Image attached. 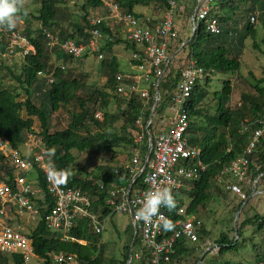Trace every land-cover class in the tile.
<instances>
[{"label":"trees","instance_id":"obj_1","mask_svg":"<svg viewBox=\"0 0 264 264\" xmlns=\"http://www.w3.org/2000/svg\"><path fill=\"white\" fill-rule=\"evenodd\" d=\"M114 1L119 3L123 11L136 16L144 15L135 10L137 6H154L162 12L169 7V0ZM33 2L39 5L37 13L33 15L39 21V25L30 27L29 19L33 13L27 12L25 19L27 23L25 24L29 25L24 26V31L21 33L34 45L35 52L21 56L22 61L19 69H14V65H8L5 59L0 57V135L7 138L13 147L20 148L28 139V134L34 132V119L32 117L37 118L40 128L37 136L42 140V144L47 150L56 149L54 156L49 157L46 154V160L51 161L57 169L70 168L73 175L67 185L78 187L89 195L92 211L102 213L103 216L107 215L110 210L105 204L108 188L111 184L127 188L132 176L124 164L116 166L97 165L91 171H87L85 167L76 168L74 165L76 157L72 151L82 152L98 149L116 152L115 147L127 148L126 145H128V160L132 157L133 149L138 148L139 161L142 164L147 152L148 135L144 131L141 140L136 141L132 131L135 128L138 129L134 121L141 110H143L144 122L152 113L156 89L152 82H149L147 88L150 98L146 103L140 93L133 92L124 109H121L120 99L114 93L117 84L115 75L116 73L132 72L122 71L116 55L112 53V48L118 43H125L127 49L135 51L136 45L124 39L119 31H111L104 26L100 28L106 38L101 47V52L105 54V57L98 58L95 55L100 60L101 72L105 77L104 84L90 89L84 80L85 74H79L76 77L67 71V74L64 75L66 71L60 66L54 67L49 58L50 54H55L57 59L62 60L61 63L77 59L60 52L56 47L49 50L41 30L47 28L55 31L61 39L71 38L78 42H86L90 36V24L86 15L90 9L100 6L101 0H84L80 4L79 20L73 22L68 28L60 23V19L64 15L60 13L57 0H33ZM180 4L184 10V15L189 18L196 5V0H180ZM212 6L221 23V32L218 34L209 32L206 30L204 22H200L193 35L191 32L186 38H182L177 29L178 34L168 48V53L173 56L159 80L158 100L152 116V119L156 120L154 115L157 114L158 117L163 113L180 80L182 69L186 67L189 58H194L198 65L204 69V75L196 81L188 100L186 134L189 143L200 149V157L207 164V168L201 173L197 181L191 182L188 189L182 187L173 192L177 200V208L173 211L167 209L165 211L167 218L174 223L178 219L183 220L189 216H195L194 214L200 208H204L211 200L212 191L214 189L220 191V187L215 185L216 177L232 160L242 155L250 136L249 131L240 132L243 120H252L264 110V85L261 86L264 82V76L255 79L253 87L257 94L253 96L242 93L243 100L235 108H231L229 105L233 92L231 80L228 77L222 78L220 88L212 92L216 100L214 113L211 114L205 106L206 88L212 79V75L214 73L238 72L244 40L248 37L255 38L258 34L255 28L256 22L250 21L249 14H257L258 17L259 13L261 25L264 28V0H212ZM181 11H176V13H181ZM157 22L158 19L153 18L152 26ZM240 23L241 25H238ZM260 42L264 44V30L260 36ZM6 43V37L0 29V51L4 49ZM182 43L184 44L181 46ZM256 44L254 43V46L258 47ZM262 52L264 54V49ZM87 56L88 54H85L83 58ZM53 68L54 81L52 83L47 82V77L37 74L40 70L48 73ZM131 81V78L124 80L126 83ZM110 98L116 102L113 112L107 109ZM60 109L67 110L68 124L64 129L52 132L49 129V119L54 112ZM97 111L101 112V118L95 117L94 114ZM23 112L27 116H24ZM116 122L120 123L118 130H116ZM155 128L157 129V126ZM249 159L253 177L258 174H261L260 178L263 177L264 141L256 147ZM3 162L4 160L0 156V167ZM8 174L12 178L9 170ZM141 177L142 175L133 183L130 192L139 186ZM36 178L43 190V199H37L36 203L41 216H44L52 207L53 201L45 192L42 173L38 172ZM101 183L103 184L102 188L100 187ZM249 193L250 190L248 189L246 194ZM185 196L189 199L186 204ZM243 202L244 199H240L237 207L241 206ZM41 204H45L46 209L43 207L41 209ZM182 208H184L183 212L180 213ZM246 225L254 226L255 232L262 231L264 230V216L254 213L252 216L245 217L236 228L238 235L236 240L234 236L229 238L225 233H221L215 242L219 246L216 252L223 254L227 251H236L248 243L256 250L257 244H251L252 239L247 241L244 235ZM27 231L29 230L27 229ZM125 231L129 240L124 246L122 258L114 256L113 252H111L112 255H105L106 243L101 239L102 234H95L91 231L88 218L78 219L68 232L69 237L83 240L84 243L69 238L65 239L61 235L57 236L46 229L42 219L30 232V236L34 251L39 256H44L47 252L52 251L76 254L80 264H126L131 254L130 264H150L148 252L141 245L139 235L137 234L133 238L131 222L127 224ZM171 232H166V234H171ZM207 234L206 227L201 223L197 230L198 239ZM194 243L185 238L178 239L167 264H182V259L193 254L199 246L198 243ZM208 253H205L203 257ZM213 258L214 256L209 259V264H216ZM196 259L198 260V258ZM255 260L256 262L264 260L263 254L258 250ZM222 264L236 263L225 259Z\"/></svg>","mask_w":264,"mask_h":264},{"label":"built area","instance_id":"obj_2","mask_svg":"<svg viewBox=\"0 0 264 264\" xmlns=\"http://www.w3.org/2000/svg\"><path fill=\"white\" fill-rule=\"evenodd\" d=\"M168 4V9L152 26L153 17L146 14L136 16L123 11L119 3L114 0H101V5L94 7L92 15L88 17L90 36L86 42H78L71 38L61 39L57 32L47 28H42L41 34L49 50L56 47L60 52L75 59H83L85 54L97 55L98 58L103 56L101 47L106 38L101 26L111 31H119L124 39L136 45V50L130 53V62L139 73H116L117 84L114 93L120 99L121 109H124L133 92L140 93L146 103L150 98L147 85L152 82L156 89L152 105L153 113L158 100L159 80L173 56L168 53V48L178 34L173 21L174 13L182 10L180 0H169ZM249 19L252 23L257 22V14L250 13ZM200 22H204L206 30L211 33L221 32V23L212 6V0H196L189 17L192 33ZM1 30L7 40L6 46L0 51L1 58L6 59L16 54L25 56L35 52L34 45L20 31ZM60 68L64 69V66L60 65ZM53 71L54 68L48 73L40 70L37 74L47 77V82L52 83ZM203 75L204 69L194 58H189L168 101L173 115L168 116L161 129L155 128L156 124L150 116L144 122L143 110L136 116L134 124L138 129H133L132 135L136 141H140L144 131L147 132V152L141 164L139 149H133L131 159L124 164L132 178L127 188L116 184L110 185L105 201L110 210L109 214L104 216L102 213L92 211L89 195L80 188L71 185L56 188L49 182L47 177L49 162L46 160L48 150L38 136L34 138V135L29 133L23 146L28 145L29 141L32 142V146L29 147L30 151H22L21 147H13L7 138L0 135V156L4 160L0 167V264H80L76 254L52 251L44 256L36 254L30 232L41 219L46 229L57 236L61 235L65 239L84 243L83 240L68 235L78 219L88 218L91 231L102 234L107 218L112 213H128L134 237L139 235L141 245L148 252L150 264H167L180 238H185L189 242L197 241V230L202 221L196 216L176 220L175 230L171 234H166L161 227L156 226L158 223L156 218L152 224L146 225L143 221L135 220V212L141 206L140 201L145 199L146 193L154 187H170L172 192L182 187L188 189L191 182L197 181L207 168V164L200 157V149L189 143L186 134L188 100L196 81ZM128 78L132 81L124 82ZM139 82L145 85H140ZM237 104L239 105L240 102ZM94 115L96 118L102 117L100 111L95 112ZM247 131L250 132V136L242 155L232 160L215 179L226 191L244 199V202L248 196L251 197L262 191L257 190L261 174L253 177L249 156L264 141V110L252 120H243L240 132ZM30 171L35 173L34 182L28 178ZM38 172L42 173L45 192L53 201L52 207L44 216H41L36 203L37 199H43V190L36 178ZM141 175L139 186L130 192L133 183ZM100 187H103L102 183ZM248 189L250 193L247 195ZM40 207L46 209L45 204H41ZM161 212L167 217L164 208ZM179 212L182 213L183 210ZM26 225L29 226V231L25 230ZM255 264H264V260Z\"/></svg>","mask_w":264,"mask_h":264},{"label":"rangeland","instance_id":"obj_3","mask_svg":"<svg viewBox=\"0 0 264 264\" xmlns=\"http://www.w3.org/2000/svg\"><path fill=\"white\" fill-rule=\"evenodd\" d=\"M83 1L84 0H57V6L60 7V13L64 15L60 19V23L62 24V26L68 28L72 25L73 22L79 20L78 14H80L81 12L80 4H82ZM182 5L184 6L183 3ZM38 7L39 5L33 2V0H28V3L26 4L27 12H29V14L33 13L29 19L31 23L30 27H36L39 25V21L36 20L33 16L37 13ZM135 10L158 20L163 15V12L154 6H137ZM183 12L184 10L181 11V13L175 12L173 21L176 29H178L179 31L180 36L182 38H186L192 31L189 25V18H186ZM91 15L92 9H90L88 15H86L87 20ZM238 15H240V13H238ZM259 15L260 14L258 13L257 22L255 23V28L258 33L257 36H255V38L248 37L244 40V46L242 48L240 56L239 71L227 74L214 73L212 75V79L210 80L209 85L206 88L207 94L204 97L205 106L208 108L211 114L214 113V108L216 106V100L212 92L220 88L222 78L228 77V79L231 80L233 89L229 103L231 108H235V106L238 105L237 103L243 100V97L241 96L242 93H248L253 96L257 94L253 87L255 79L264 76V54L262 52V49H264V44L260 42V36L263 33L264 28L261 25ZM26 16L21 17L17 24V27L14 30H18L20 31V33L21 31H24V26L27 25L25 24L27 23L25 20ZM244 20L245 18L243 19V21ZM238 25H241V23ZM254 43H258L256 44L258 45V47L254 46ZM112 53L116 55L122 71L129 72L128 70L130 67H128L129 65L127 66V61L130 58L131 51L126 48L125 43H118L114 45L112 48ZM103 57H105V54H103ZM21 58L22 57L19 54H16L10 56L9 58H6L5 62L10 66L14 65V69H19L20 63L22 61ZM49 58L50 61L53 62L54 66H64V70L66 71L64 75L67 74V71L76 77L79 74H85L86 76L84 80L90 89L93 87L102 86L105 82V77L101 72L99 63L100 60L96 58L95 55H88L83 59L67 61L65 63H61L62 60L57 59L55 54H50ZM144 85L145 83L143 84V86ZM262 85H264V82L261 84V86ZM115 106L116 102L112 98H110L107 106L108 111L113 112L115 110ZM22 114L24 116H27L24 112ZM172 115L173 111L169 108L168 104L167 106H165L161 115L157 117V114H155L154 119L156 118V120L153 121L154 123L156 122L157 129H161L164 126V123L168 120V116ZM32 118L34 119V132L32 134L35 138V136H37V133L40 131V128L37 118ZM49 120L50 131L54 132L64 129L69 121L68 112L65 109H60L54 112ZM115 126L116 130H118L120 123L116 122ZM31 143L32 142L29 141L28 145L22 146V151H30L29 147L32 146ZM126 146L127 148H124L122 146L115 147L114 149L116 152L98 149H90L82 152L73 150L72 153L76 157L74 165L76 168L85 167L87 171H91L95 169L97 165L108 164L111 166H116L126 164L129 162V148L128 145ZM28 178L32 182H34L35 173L33 171H30L28 173ZM215 185H218L220 187V191L214 189L212 191L213 195L211 200L206 204L204 208H200L199 211L194 214L195 216L200 218L203 225L206 227L208 234L195 241V243H198L199 246L196 248L193 254L182 259V264H209V259L212 256H214L213 259L215 260L216 264H222L223 260L225 259H229L236 264H255V255L257 250L264 256V230L255 232L254 226L252 225H246L244 227V235L247 238V241L252 239L251 244H257L256 250L252 248V245H250V243H248L245 247H239L236 251H227L223 254H218V252H216L219 246L218 243L215 242L221 233H225L229 238H232L233 236L238 237V235L235 234L234 218L236 211L240 207H237L240 198L235 194L226 191L221 183L216 182ZM257 190L262 191L260 193H257L256 195L251 196L249 199H246V203H244L245 205H242L236 220V228L245 217L252 216L254 213H259L260 215L264 216V176L259 179ZM188 200V197L185 196V204L188 202ZM130 222L131 218L128 213H114L107 218L105 230L101 235V239L106 243V256L112 255L111 252H113L114 256L122 258L124 246L128 243L129 240V236L125 229L127 224H129ZM26 227L27 228H25V230H29V226L26 225ZM206 248H209L207 251L209 253L206 254L205 257L200 258ZM196 258H198V260Z\"/></svg>","mask_w":264,"mask_h":264},{"label":"clouds","instance_id":"obj_4","mask_svg":"<svg viewBox=\"0 0 264 264\" xmlns=\"http://www.w3.org/2000/svg\"><path fill=\"white\" fill-rule=\"evenodd\" d=\"M28 0H0V29L13 30L22 16L27 15L26 4ZM56 149L50 148L47 155H55ZM73 173L70 168L57 169L49 161L47 177L49 182L56 188L66 186ZM141 206L135 212V220L143 221L144 224H152L154 218L157 219V227H161L165 232L174 231L176 224L165 217L161 209L173 211L177 208V200L170 187H154L146 193L145 199L140 201Z\"/></svg>","mask_w":264,"mask_h":264},{"label":"water","instance_id":"obj_5","mask_svg":"<svg viewBox=\"0 0 264 264\" xmlns=\"http://www.w3.org/2000/svg\"><path fill=\"white\" fill-rule=\"evenodd\" d=\"M191 35H193V33H192ZM152 115H153V113L150 114V117H152ZM249 198H250V197L248 196L246 199H249ZM244 203H245V202H243L242 205H243ZM242 205L239 207V209H238V210L236 211V213H235V218H234V229H235V234H237L235 224H236V220H237V217H238V214H239V212H240V209H241ZM133 238H134V236H133ZM236 238H237V236H235L234 239L236 240ZM208 249H209V248H206V249L204 250V252L202 253V255H201L200 258L203 257V255L208 251ZM130 261H131V254L129 255V258H128L126 264H130Z\"/></svg>","mask_w":264,"mask_h":264},{"label":"crops","instance_id":"obj_6","mask_svg":"<svg viewBox=\"0 0 264 264\" xmlns=\"http://www.w3.org/2000/svg\"><path fill=\"white\" fill-rule=\"evenodd\" d=\"M128 65H129V66H128ZM127 66L130 67L128 71H131L132 73H136V74L139 73L138 70H136V69H134V68L132 67L131 62H130V58H129L128 61H127ZM139 83H140V82H139ZM140 85H142V83H140Z\"/></svg>","mask_w":264,"mask_h":264}]
</instances>
